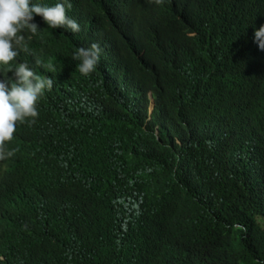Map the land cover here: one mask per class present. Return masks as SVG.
<instances>
[{
    "label": "clouds",
    "instance_id": "1",
    "mask_svg": "<svg viewBox=\"0 0 264 264\" xmlns=\"http://www.w3.org/2000/svg\"><path fill=\"white\" fill-rule=\"evenodd\" d=\"M234 1L245 0H143L139 11L99 15L97 0H0V264L39 260L46 233L37 223L60 216L53 201L104 166L107 151L130 152L146 136L183 148L174 129L184 126L185 105H161L157 94L209 81L215 51L257 21V12L232 15ZM255 3L262 16L251 39L264 56V0ZM70 203L61 235L76 239ZM110 203L121 205L117 196ZM132 206L139 218L140 202ZM248 219L264 234L263 209ZM221 224L234 247L238 234L247 238L243 223Z\"/></svg>",
    "mask_w": 264,
    "mask_h": 264
},
{
    "label": "trees",
    "instance_id": "2",
    "mask_svg": "<svg viewBox=\"0 0 264 264\" xmlns=\"http://www.w3.org/2000/svg\"><path fill=\"white\" fill-rule=\"evenodd\" d=\"M143 4V0H97V13L117 6L139 11ZM231 12L234 16L257 12V21L243 18L248 23L240 21L242 36L215 51L211 60H220L212 66L209 81L196 89L188 83H171L183 94H157L161 105H185L184 126L174 129L183 148L159 147L146 136L135 141L130 152L107 151L106 159L100 157L104 166L87 174L71 195L53 201L60 216L37 223L38 230L46 233L44 253L29 264L264 261V234L249 226L248 219L250 213L264 210V56L251 39L262 10H257L255 0H245L234 1ZM243 123L254 128L253 135ZM184 189L192 197L183 195ZM194 194L206 199L205 208ZM115 196L121 205L113 207ZM135 201L141 204L139 218L134 217ZM70 202L78 220L76 239L61 235L68 229ZM221 222L243 223L247 238L238 234L242 242L234 247V236Z\"/></svg>",
    "mask_w": 264,
    "mask_h": 264
}]
</instances>
